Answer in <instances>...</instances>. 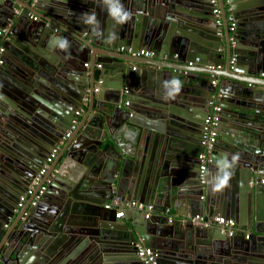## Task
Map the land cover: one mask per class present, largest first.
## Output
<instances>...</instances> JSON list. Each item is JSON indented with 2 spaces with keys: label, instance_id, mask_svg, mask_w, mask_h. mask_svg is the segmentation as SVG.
Returning a JSON list of instances; mask_svg holds the SVG:
<instances>
[{
  "label": "water",
  "instance_id": "obj_1",
  "mask_svg": "<svg viewBox=\"0 0 264 264\" xmlns=\"http://www.w3.org/2000/svg\"><path fill=\"white\" fill-rule=\"evenodd\" d=\"M122 2L131 19L115 25L101 0H0V29L12 36L0 66V264H143L140 242L161 264H264V0H229L233 32L223 0L220 27L210 0ZM89 11L99 34L81 20ZM194 58L200 66L186 68ZM173 78L182 87L166 98ZM213 93L219 122L207 149ZM55 148L43 180L55 177L19 206ZM225 156L238 159L214 193ZM133 201L151 205L150 216L117 218ZM196 215L231 218L237 231L178 222Z\"/></svg>",
  "mask_w": 264,
  "mask_h": 264
},
{
  "label": "built area",
  "instance_id": "obj_2",
  "mask_svg": "<svg viewBox=\"0 0 264 264\" xmlns=\"http://www.w3.org/2000/svg\"><path fill=\"white\" fill-rule=\"evenodd\" d=\"M33 3L36 0H32ZM226 2H228L229 0H225ZM211 4L213 5V15L215 16L216 20L215 23L218 26L222 25V20H221V11L219 9V7L217 6V0H210ZM34 20H36L35 17H33ZM230 24V30H234V23L232 20V17H230V19L228 18ZM9 34L8 29H0V41L2 40V42H0V66L4 65V59L2 58V55L5 52V48H4V44L3 42L6 40V36ZM3 45V46H2ZM141 54H144L146 56L151 55L152 53H148V52H141ZM200 63V59L199 58H195L194 61L189 62L188 65L192 66V65H196ZM208 69L210 70H214V66L210 65L207 66ZM262 77H264V73L261 74ZM211 84L213 86L217 85V80L215 78L212 79ZM97 91V89H96ZM124 93H128L129 90L127 88L123 89ZM218 94L217 93H213L208 101V105H209V114L207 116V118L204 121V126L202 129V138H201V143L202 145L207 148L210 149L213 145V143L216 141L217 138V129L216 126L218 125L219 122V116H218V112L220 111V108L217 105L218 102ZM124 105H129V102H125ZM57 153V148H55L52 153L50 154V156L47 158L45 164L41 167V169L38 171V173L36 174L35 178L32 180L30 189L28 192H26L24 195H22L20 197V204L19 206H22L29 198L30 195H33L35 193V188L37 185L40 184V182L43 180L44 176L47 174L48 169H49V164L52 163L53 158L55 157ZM199 159L201 161V166H200V173H201V179L204 175V172L206 171V165H207V156L206 154H201L199 156ZM55 173L56 170L52 171L51 173H49L50 175L48 176L47 179H44L43 182V186H41L39 192H38V196L43 195L45 190H46V186L49 185L51 183V180L53 177H55ZM261 183L264 185V179H261ZM35 202H33L34 204ZM115 205H113L114 207L117 206V203H114ZM112 206H110L109 204L105 205V208H111ZM124 209H128V210H137V211H143L145 213V217L148 218L150 216V214L153 211V208L151 205H144L142 203L133 201L130 203H126L123 205V209H117V213H116V217L117 218H121L123 215V211ZM167 214H169L168 211H166ZM170 222H172L174 220V216L170 215ZM177 221V220H176ZM179 223L181 224H186V223H193V224H198L200 226L203 227H209V226H214L217 227L221 233L231 237L233 236L236 231H237V225L235 223V221L231 218H226L224 216H212V217H205L203 215H196L194 217H187V218H182L178 220ZM246 238H248V236L246 235ZM136 257L139 258V260L143 263V264H160L159 260H158V256L159 254L153 250L152 248L149 247H145L143 246L141 243L136 244Z\"/></svg>",
  "mask_w": 264,
  "mask_h": 264
},
{
  "label": "clouds",
  "instance_id": "obj_3",
  "mask_svg": "<svg viewBox=\"0 0 264 264\" xmlns=\"http://www.w3.org/2000/svg\"><path fill=\"white\" fill-rule=\"evenodd\" d=\"M223 1H224L225 5L227 6L229 1L228 2H226L225 0H223ZM101 5L104 8V10L107 12V15L111 19L112 23H114L115 25H122L131 19V13L125 8L124 4L122 3V0H101ZM217 6H218V3H217ZM225 11H226V9H225ZM228 11H230V10L228 9ZM31 17L33 19L34 16H31ZM81 20L85 25H91L92 31L97 32V34H99L100 23H99V20L97 19V15L94 11H89V12L82 14ZM227 21H228V18H227ZM63 46L64 47L68 46L67 41L63 42ZM147 52L152 53L149 51H147ZM146 57H148V58L153 57V53L149 56H146ZM194 59L192 61H194ZM192 61H190V62H192ZM188 63H187V66L189 68L190 67H196V65H199L201 63V59H200V63L196 64V65L189 66ZM210 65H212V64H209L208 66H210ZM212 66H214V65H212ZM205 67H207V66H205ZM214 70H215V66H214ZM210 71H212V70H210ZM212 77L214 78V76H212ZM164 85H165L166 98L169 96H174L175 94H177L182 87L181 82L175 78H173L169 81H165ZM217 105H218V102H217ZM129 139H134V134L130 133ZM237 159H238V157L233 156L231 158V160H229L227 158V156H225V157L217 160V172H216V175L210 181V188H211L212 192H214V193L222 192L226 187H228L229 181L232 178V174H233L231 170L233 169L234 162ZM206 167H207V165H206ZM137 244H139V243H137ZM135 255H136V251H135ZM158 260H159V258H158Z\"/></svg>",
  "mask_w": 264,
  "mask_h": 264
},
{
  "label": "crops",
  "instance_id": "obj_4",
  "mask_svg": "<svg viewBox=\"0 0 264 264\" xmlns=\"http://www.w3.org/2000/svg\"><path fill=\"white\" fill-rule=\"evenodd\" d=\"M125 1H126V0H125ZM217 2H218V0H217ZM122 3H123V2H122ZM127 3H128V0H127ZM124 5H125V3H124ZM225 9H226V12H227V15H226V16H227V18L230 19V17H232V16H231V13L228 11V9L230 10L229 6L227 5ZM56 33H57V34H60V31H57ZM8 37H9V38H12V36H11L10 34L8 35ZM5 41H6V40H5ZM5 41L3 42V44L5 43ZM0 42H2V40H1ZM2 46H3V45H2ZM151 58H153V57H151ZM233 60H234V59H233V57H232V60H231V62H230L231 68L233 67V64H234V63H233ZM177 65H178V66H179V65H184V66L186 67V64H178V63H177ZM212 65H213V64H212ZM197 66H200V65H196V67H197ZM179 67H180V66H179ZM186 68H189V67L187 66ZM204 68H205V69H208V68L205 67V66H204ZM215 68H216V69H220V66H217V67H215ZM189 69H190V68H189ZM208 70H209V69H208ZM181 72H182V71H181ZM181 72H180V73H181ZM214 73H215V70H214ZM245 76H248V75H245ZM249 77H250V76H249ZM258 77H260V78H264V77H262V75H259ZM214 78H215V77H214ZM215 79L217 80V83H218V78H215ZM248 87L255 88L256 86H255L254 84H248ZM82 114H83V111L80 113V115H82ZM261 179H264V176H263ZM28 198H29V197H28ZM109 203H110V201H107V204H109ZM211 209H212V208H211ZM166 211H168L169 214L172 215V216H174V217H176L177 214H178V212L175 211V210H171V209H169V210H166ZM181 213H182V212H180L179 214H181ZM132 215L135 216L136 213H133ZM203 216H205V215H203ZM188 217H189V216H188ZM205 217H207V216H205ZM140 243L143 245L142 242H140ZM143 246H144V245H143Z\"/></svg>",
  "mask_w": 264,
  "mask_h": 264
},
{
  "label": "flooded vegetation",
  "instance_id": "obj_5",
  "mask_svg": "<svg viewBox=\"0 0 264 264\" xmlns=\"http://www.w3.org/2000/svg\"><path fill=\"white\" fill-rule=\"evenodd\" d=\"M232 20H233V18H232ZM233 23H234V25H235V21L233 20ZM230 22H229V20H228V26H229V28H230ZM220 27V26H219ZM234 30H235V26H234ZM233 30V31H234ZM231 32H233L232 30H230ZM220 33H221V31H220ZM147 52L146 50H139L138 52H137V54H136V56H138V57H143V58H148V57H146V55H144V54H141V52ZM118 52H120V53H122V54H130V52L129 51H127V49H126V47H121V48H119V50H118ZM85 66L86 67H88V64H85ZM101 67V65L100 64H98L97 66H96V72L98 73V71H99V68ZM101 83V81L100 80H98L97 81V83H96V86H95V92H97L98 90H99V84ZM126 88V87H125ZM96 89H97V91H96ZM124 89V88H123ZM124 93V92H123ZM126 101H123V104L125 103ZM82 111H79L78 113H75V115L78 117V118H80L81 117V115H80V113H81ZM85 113V110H83V114Z\"/></svg>",
  "mask_w": 264,
  "mask_h": 264
}]
</instances>
